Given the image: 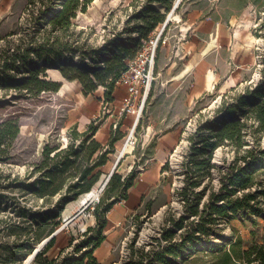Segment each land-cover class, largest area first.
Masks as SVG:
<instances>
[{"label": "trees", "instance_id": "trees-1", "mask_svg": "<svg viewBox=\"0 0 264 264\" xmlns=\"http://www.w3.org/2000/svg\"><path fill=\"white\" fill-rule=\"evenodd\" d=\"M90 1L66 0L62 10L48 19L50 29L43 31V37L36 39V32L41 31H34L29 45L13 52L5 51L0 56V79L27 66L29 60L60 61L66 53H74L79 45L71 37L77 38L79 34L73 20L78 11H87ZM174 1L145 0L128 22H139L135 25L138 38H130L128 45L105 52L102 68L73 76L63 71L64 76L70 81H80L85 96L93 94L99 87L105 88L104 102L112 103L116 83L127 70L128 61L135 56L142 41L166 21V14L153 5L161 4L169 12ZM260 20L258 18L262 30L264 23ZM237 87L222 96L218 111L224 113L216 129L205 133L200 128L190 136V149L184 162L187 181L180 191L185 214L178 220L170 219L172 227L163 229L161 237L156 238L158 246L150 243L136 247V242L132 241L128 257L122 264H176L181 258L193 262L198 244L210 239L215 229L224 223L231 229L234 239L228 245L213 244L209 240L210 255L207 256L212 258L213 264H264V149H260L264 133V78L255 88L246 87L243 94L236 93ZM19 88L37 96L46 91L59 92L62 83L41 79L38 71H34ZM238 114L241 117H237ZM102 123L95 119L84 131L73 125L67 134L69 143L66 147L45 145L40 160L27 170V178L36 177L32 183L17 176L12 178L11 173L0 168V264H24L57 231L67 205L92 191L100 181V168L108 163L109 156L115 152V144L123 137L118 125L109 142L103 145L95 138ZM20 129L17 117L0 122V164L12 159L11 151ZM225 147L234 152V158L221 173L218 188L208 193L207 186H202L203 180H212L216 168L215 151ZM136 166L126 176L115 170L100 202L93 207L96 225L80 236L84 239L75 244V239L70 242L75 254L48 257L57 243V236H54L34 256L32 263L100 264L95 252L107 238L104 234L107 216L116 204L129 198V190L138 176ZM7 192L11 194L15 209L13 215L7 213ZM29 194L33 197L27 196ZM179 231L181 234L177 239Z\"/></svg>", "mask_w": 264, "mask_h": 264}, {"label": "rangeland", "instance_id": "rangeland-1", "mask_svg": "<svg viewBox=\"0 0 264 264\" xmlns=\"http://www.w3.org/2000/svg\"><path fill=\"white\" fill-rule=\"evenodd\" d=\"M65 1L0 0V56L7 50L13 52L18 47L29 45L34 31H41L36 32L38 33L36 39L43 37V31L50 29L47 25L48 19L62 10ZM144 2L145 0H91L87 11L85 13L78 11L77 17L73 20L76 24L75 31L79 34L77 38L71 37L72 40H77L79 45L74 53H66L60 61L29 60L27 66L0 79V122L9 117H17L21 124L19 137L11 151L12 159L6 164H0L5 173H11L12 178L17 176L25 179L27 183H32L36 177L27 178L26 173L34 162L40 160L44 146L47 144L67 146L68 131L75 125L74 121L83 114L84 109L80 105H84L85 95L80 81H70L64 76L63 71L69 76L75 73H92L104 66L101 61L107 54L105 52L128 45L130 38H138L135 25L139 22L137 20H132L131 24L128 22L142 8ZM177 2L178 0H175L171 11L167 12L166 20ZM202 3L209 11L213 8L210 14L217 21L233 29H239L235 45L241 49V54L239 53L233 61L229 60L230 55L223 50L213 53L210 60L215 62V71L219 72L226 67L230 74L235 76L239 74L236 91L238 94H243L246 87L255 88L264 78L262 74L264 29L260 30L258 22L260 18L261 23H264V0H214L213 5L211 0H202ZM248 50L253 53V62L249 67H244L243 64L247 60L244 53ZM34 71H38L41 79L62 83L60 91L56 93L46 91L32 96L21 90L19 87ZM120 85L116 83V87ZM227 92L221 93L218 88H213L211 92L188 106L170 103L172 107L165 106V100L153 99L150 93L133 129L136 115L129 114L119 118V127L124 120L126 121V126L121 130L123 137L115 144V152L109 156L108 163L100 168L102 176L94 188H98L102 181H106L127 140L132 143L134 149L131 153L124 154L120 166L116 169L122 175H128L135 164L138 174L142 172L155 156L163 134L176 129L180 130V136L176 146L166 154L160 170L159 183L151 188L142 204H134L128 211L123 212L126 204L121 202L119 205H122L120 206L122 214L116 217L108 214V226L104 231L107 238L95 252L100 264L124 263L132 241L136 242V247L150 243L158 246L156 238L161 237L163 229L172 227L170 219L178 220L185 214L186 208L180 191L187 181L184 162L190 149V136L197 133L200 128L205 133L216 129L224 113L219 112L218 108L223 102L222 96ZM251 101L254 103V100ZM108 107L111 110V107L107 106L94 120L104 121L105 116L109 115ZM237 117L241 116L238 114ZM251 143H254L253 139ZM260 149H264V133ZM233 158L234 152L228 147L215 151L213 162L216 168L213 170L212 180L205 179L202 185L207 186L208 193L218 188L220 175L227 170ZM103 191L97 198H92L85 204H80L81 196L67 205L62 214V224L56 231L57 243L47 254L48 257L75 254L70 242L75 239V244L84 239L80 236L89 227L96 225V217L92 210L100 202ZM10 195L8 193L5 205L7 213L13 215L15 209L12 208ZM27 196L33 197L31 194ZM180 234L181 231L178 232L177 239ZM233 237L228 225L221 224L210 239L198 244V250L194 251L192 256L196 260L185 262L181 258L176 260V264H213L212 258L207 256L210 255L209 240L213 244L228 245ZM24 264L33 263L26 259Z\"/></svg>", "mask_w": 264, "mask_h": 264}, {"label": "crops", "instance_id": "crops-1", "mask_svg": "<svg viewBox=\"0 0 264 264\" xmlns=\"http://www.w3.org/2000/svg\"><path fill=\"white\" fill-rule=\"evenodd\" d=\"M211 2L213 5L214 0ZM159 6L161 9L158 8ZM174 6V10L165 21L163 42L157 55L155 80L150 90L153 99L165 100V106L169 107H172L171 104L188 106L196 99L211 92L213 88H218L221 93H225L238 86L239 74L238 76L230 74L226 67L219 72L215 71V62L210 60V56L223 50L230 55L229 60L234 61L239 53L241 54V49L235 45L239 29L228 27L213 18L210 14L213 8L209 11L206 6H203L202 0H181ZM153 7L167 14L165 6L154 4ZM244 56L247 60L243 66L249 67L253 62V53L248 50ZM210 73L214 75L212 89L209 88ZM126 96V87L117 86L114 101L106 104L104 103V88H99L93 94L85 96L84 105H80L83 106V114L77 121H74V124L78 125L80 131H84L94 118L100 116L103 109L110 106L111 110L108 107L109 115L105 116L95 136L99 142L106 145L111 139L114 128H117L120 123L119 118L121 117L118 115V110L122 107ZM124 126H126L125 120L120 125V131ZM179 136L180 130L176 129L163 134L155 156L149 165L138 174L134 186L129 190V198L124 201L126 207L123 212L128 211L134 204H142L141 202L149 194L151 188L159 183L163 161H165L166 154L176 146ZM120 203L109 212L113 214V217L122 214Z\"/></svg>", "mask_w": 264, "mask_h": 264}, {"label": "built area", "instance_id": "built-area-1", "mask_svg": "<svg viewBox=\"0 0 264 264\" xmlns=\"http://www.w3.org/2000/svg\"><path fill=\"white\" fill-rule=\"evenodd\" d=\"M179 2L180 0L176 4ZM165 27V22L160 24L155 31L142 41L135 56L128 61L127 70L117 81V84L124 85L127 90L124 103L118 110L120 117L134 114L139 119L155 80L157 54L163 42Z\"/></svg>", "mask_w": 264, "mask_h": 264}, {"label": "bare ground", "instance_id": "bare-ground-1", "mask_svg": "<svg viewBox=\"0 0 264 264\" xmlns=\"http://www.w3.org/2000/svg\"><path fill=\"white\" fill-rule=\"evenodd\" d=\"M159 9H161V6L158 7ZM177 19V17H176ZM58 72V71H55ZM214 79V75L212 73L209 74V88L212 89L213 85H212V80ZM137 116L134 120L132 129L136 126L137 124ZM132 132V130H131ZM131 134V133H130ZM134 147L132 145V143L130 141H126L123 149L121 150L120 154H126V153H131L133 151ZM105 183V180L101 182V185L98 188H93L92 191H90L89 193L83 195L80 199V204H85L88 202V200L92 199V198H97L101 192V189L103 187ZM28 260V259H27Z\"/></svg>", "mask_w": 264, "mask_h": 264}, {"label": "water", "instance_id": "water-1", "mask_svg": "<svg viewBox=\"0 0 264 264\" xmlns=\"http://www.w3.org/2000/svg\"><path fill=\"white\" fill-rule=\"evenodd\" d=\"M123 155L124 154H120V156H119V158L117 159V162H116V164H115V166H114V168H113V170L110 172V174L108 175V177H107V179H106V181H105V183H104V185H103V187H102V189H101V191H103L105 188H106V186H107V184H108V182L110 181V179H111V177L113 176V174H114V172H115V170L117 169V166H118V164H119V162H120V160H121V158L123 157ZM56 234H57V232H55L53 235H51L49 238H47L37 249H36V251L34 252V254L33 255H31L30 256V258L28 259L29 261H32V259L34 258V256L54 237V236H56Z\"/></svg>", "mask_w": 264, "mask_h": 264}]
</instances>
